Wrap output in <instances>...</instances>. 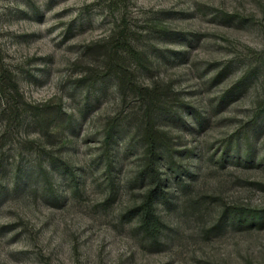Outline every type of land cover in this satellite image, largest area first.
<instances>
[{"label":"rangeland","instance_id":"rangeland-1","mask_svg":"<svg viewBox=\"0 0 264 264\" xmlns=\"http://www.w3.org/2000/svg\"><path fill=\"white\" fill-rule=\"evenodd\" d=\"M235 210L264 215V0H0V264H264Z\"/></svg>","mask_w":264,"mask_h":264},{"label":"trees","instance_id":"trees-1","mask_svg":"<svg viewBox=\"0 0 264 264\" xmlns=\"http://www.w3.org/2000/svg\"><path fill=\"white\" fill-rule=\"evenodd\" d=\"M110 132L111 130L108 129L105 142L111 139ZM143 138L145 148L138 175L142 179L147 180L148 187L141 202L132 207L129 212L138 217V226L144 232H148L150 230V224L153 222V214L157 204L161 201H166L167 198L164 196L163 191L170 176H164L161 168L169 163L166 157L171 159L172 154L169 152L168 145L165 142L166 134L158 128L156 131L153 128H146ZM173 172H176V169H173ZM242 214L238 210L231 211L228 214L227 211H223L221 218L227 217L229 222L236 221L249 225L259 223L264 218L261 211L257 213L251 212L249 215Z\"/></svg>","mask_w":264,"mask_h":264}]
</instances>
